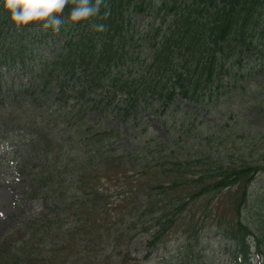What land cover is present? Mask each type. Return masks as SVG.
Masks as SVG:
<instances>
[{"label":"trees","instance_id":"1","mask_svg":"<svg viewBox=\"0 0 264 264\" xmlns=\"http://www.w3.org/2000/svg\"><path fill=\"white\" fill-rule=\"evenodd\" d=\"M107 3L110 14L95 21L105 32L66 22L53 34L18 28L0 2V148L10 145L5 162L23 195L40 201V215L30 223L41 229L38 251L48 248L50 264H93L80 249V228L92 223L95 208L116 213L129 204V216L143 208L151 214L140 231L145 246L157 251L179 218L190 215L184 234L197 247L187 244L184 251L198 254L201 218L221 212L212 232L235 242L237 264H251L252 238L264 258V233L255 235L241 213L263 169L251 152L264 136H232L224 117L233 121L239 112L223 103L235 96L230 86L239 70H248L243 78L264 69V0ZM144 113L162 114L172 140L148 136ZM124 138L126 150L117 145ZM104 178L117 188L112 195ZM224 195L230 206L219 211ZM29 245H19L21 255L32 254ZM3 249L0 264L27 262Z\"/></svg>","mask_w":264,"mask_h":264},{"label":"rangeland","instance_id":"2","mask_svg":"<svg viewBox=\"0 0 264 264\" xmlns=\"http://www.w3.org/2000/svg\"><path fill=\"white\" fill-rule=\"evenodd\" d=\"M257 71L258 75L256 76L242 78V76L247 75L248 70L246 68L243 71L239 70L238 82L230 86L234 92V98L223 100L226 108L231 105L232 109L240 114V117L238 114L233 121L229 119L230 115H226L227 117H224L225 127L233 125L234 127L230 132L232 136L236 138L242 136L244 140L247 138L246 141H250L249 137L258 139L261 133L264 136V69H257ZM18 82L16 81L15 84ZM180 104L185 105L183 101H180ZM188 110L185 109V112ZM144 115L146 117L145 121L149 122L150 125L148 136H153L152 138L162 141V143H168V140H172L175 135L169 133L172 126L168 120H163L162 114L157 117H150L151 115L148 113H144ZM89 117L93 121L97 119L94 112H89ZM105 122L106 119L103 118L100 126L104 127ZM122 133L128 135L130 133L129 128L124 125ZM129 142V139L124 138L117 145L126 150ZM4 147V150L0 148V248H4L3 251L7 253L11 252L14 258L18 257L23 261L26 260L25 264H35L34 261L37 263L38 259L43 257L45 258V264H50L47 262L49 255L46 250L48 248L43 247L42 250L38 251L40 248L38 243L41 237L37 234L38 228L36 231L34 224L33 226L30 224L40 215V201L30 200L23 195L25 187H20L16 171L11 170L5 162L8 159L10 145L6 143ZM251 153L253 155L258 154V160L263 169L250 185L251 195L244 204L241 213L244 221L253 225L255 235H259V233H264V139H260L255 143V149ZM102 186L108 187L109 190H105V192H110V194L117 190L114 182L110 183L105 178L102 179ZM109 186L111 187L109 188ZM230 196H234V192ZM228 201H230L228 195H224L222 199H219V211H223L228 205L230 206ZM259 203H261L260 207L258 206ZM118 208L120 210L116 213L112 210V207L108 208L111 209L110 211L104 208L103 212L100 207L95 208L96 212L93 213L92 223L88 222L80 228L83 229L78 234L79 240H82L80 249L83 251V257L88 254L90 260L94 261L93 264H164L166 259L167 264H234L232 251H227V249H233L234 245L223 238L219 231L216 234L212 232V229L214 230L215 225L221 219V212L219 215L216 214V217L214 213L205 219L201 218V224L204 225L203 231H201V237L203 238L198 254H195L184 251L187 244L197 247L195 238L184 234L187 228L186 220L190 219V215L188 219L179 218L181 219L180 222H177L171 228V234L167 237L166 243L158 247L157 251L154 247L145 246L143 238L147 237V234L140 231L144 229L146 224H149L148 220L152 217L148 210L144 212V208L142 210L136 208L140 211H135L137 212L135 216H129V204H122ZM188 212L186 215L189 214ZM202 215L199 210L196 212L194 220L197 221L196 219ZM232 216L236 218L234 210H232ZM118 218L122 219L121 222L117 221ZM128 231L132 233L131 236L128 235ZM38 232H41V229ZM134 234L136 237L140 236V238L134 237ZM25 240L30 241L28 248L32 249V254L28 257L21 255L25 251H22V247H19ZM252 240L250 249L254 252L256 241H254V238ZM137 249H140V252ZM128 252L131 254L130 256H126ZM147 252L150 255L145 258L144 255ZM32 255L33 258H31ZM256 258L255 255L254 259ZM9 263L11 264V262Z\"/></svg>","mask_w":264,"mask_h":264},{"label":"clouds","instance_id":"3","mask_svg":"<svg viewBox=\"0 0 264 264\" xmlns=\"http://www.w3.org/2000/svg\"><path fill=\"white\" fill-rule=\"evenodd\" d=\"M11 22L18 28L39 26L58 34L65 23L73 26L89 24L95 32L107 30L99 19L110 14L107 0H0ZM102 9L105 11L102 14ZM67 14V15H65Z\"/></svg>","mask_w":264,"mask_h":264}]
</instances>
